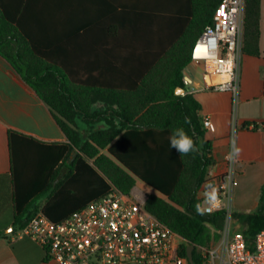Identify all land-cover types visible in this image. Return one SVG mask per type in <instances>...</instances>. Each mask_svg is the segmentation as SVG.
Instances as JSON below:
<instances>
[{"label": "trees", "instance_id": "1", "mask_svg": "<svg viewBox=\"0 0 264 264\" xmlns=\"http://www.w3.org/2000/svg\"><path fill=\"white\" fill-rule=\"evenodd\" d=\"M221 1L145 0L143 10L161 17V55L128 90L74 85L25 30L20 13L0 7V55L50 107L67 137L64 143H45L10 131L14 229L0 232V239L23 230L39 211L60 222L108 194L111 184L129 194L141 181L156 191L148 195L147 210L185 239L182 256L193 247L194 264H203L200 248L220 241L227 214L198 215L194 209L203 204L198 192L216 161L200 121V102L176 91L186 88L184 70L192 62V48L213 23ZM263 6L264 0H245L243 55H262ZM98 101L108 102L109 117L94 109ZM175 128H184L199 150L180 156L170 148ZM232 216L246 226L243 232L252 244L264 229V186L257 210Z\"/></svg>", "mask_w": 264, "mask_h": 264}, {"label": "crops", "instance_id": "2", "mask_svg": "<svg viewBox=\"0 0 264 264\" xmlns=\"http://www.w3.org/2000/svg\"><path fill=\"white\" fill-rule=\"evenodd\" d=\"M144 1L0 0V7L8 9L9 14L20 13L25 30L55 57L74 85L128 90L161 55V17L154 10L145 12ZM261 31L262 55H243L241 59L236 108L230 93L204 88L199 65L192 62L184 75L194 85L180 93L194 95L202 106L200 121L216 161L209 175L226 172L225 157L233 136L242 149L231 189L233 212L257 210L264 186V6ZM126 99L129 96L122 102ZM94 109L107 117L111 114L106 101H98ZM206 120H210L208 127L204 125ZM10 131L45 143L67 142L50 107L0 55V232L6 234L13 232L15 215ZM66 171L64 167L62 174ZM44 202L45 198L39 204ZM0 264L59 263L49 259L38 243L17 232L10 239H0Z\"/></svg>", "mask_w": 264, "mask_h": 264}, {"label": "built area", "instance_id": "3", "mask_svg": "<svg viewBox=\"0 0 264 264\" xmlns=\"http://www.w3.org/2000/svg\"><path fill=\"white\" fill-rule=\"evenodd\" d=\"M244 15L245 0H222L191 54L192 63L203 66L204 88L230 93L235 108L241 88ZM184 84L191 87L194 82L185 76ZM204 125L208 127L210 120ZM225 161L226 172L208 174L198 198L203 202L204 186L214 184L220 203L206 214L225 211L228 221L237 160ZM147 200L148 194L138 187L125 194L112 186L108 194L60 222L39 211L19 236L38 243L59 264H190L181 254L185 239L147 210ZM200 251L203 264H264V229L250 244L243 231H232L226 224L220 241Z\"/></svg>", "mask_w": 264, "mask_h": 264}, {"label": "clouds", "instance_id": "4", "mask_svg": "<svg viewBox=\"0 0 264 264\" xmlns=\"http://www.w3.org/2000/svg\"><path fill=\"white\" fill-rule=\"evenodd\" d=\"M224 89L221 88V91ZM185 123H190L189 118H185ZM170 148L175 149L180 156L188 155L197 152L199 149L192 136L185 131L184 128H175L169 137ZM242 149L237 145L236 139L233 136L230 139V150L225 159L234 163L240 156ZM203 204L196 203L194 209L198 215H204L210 212L213 208L218 207L220 203L219 193L214 184L208 183L204 186ZM204 205H207L205 207Z\"/></svg>", "mask_w": 264, "mask_h": 264}, {"label": "rangeland", "instance_id": "5", "mask_svg": "<svg viewBox=\"0 0 264 264\" xmlns=\"http://www.w3.org/2000/svg\"><path fill=\"white\" fill-rule=\"evenodd\" d=\"M202 72H203V66L199 65L198 75L200 78H202ZM137 187L142 189L148 195L156 193L155 190H153L151 187L147 186L146 184H144L140 181L137 183ZM226 224L230 227V229L232 231H244L246 229V226L242 222L235 219L233 216L231 218H229V220L226 222Z\"/></svg>", "mask_w": 264, "mask_h": 264}, {"label": "water", "instance_id": "6", "mask_svg": "<svg viewBox=\"0 0 264 264\" xmlns=\"http://www.w3.org/2000/svg\"><path fill=\"white\" fill-rule=\"evenodd\" d=\"M182 92H185V89L184 88H178L177 91H176V93L178 95H180V93H182ZM193 250H194V248L193 247H190L188 249V253H187V256H188V259L190 261V264H194Z\"/></svg>", "mask_w": 264, "mask_h": 264}]
</instances>
